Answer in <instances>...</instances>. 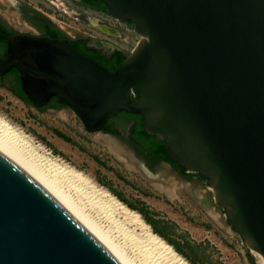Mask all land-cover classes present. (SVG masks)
I'll use <instances>...</instances> for the list:
<instances>
[{"label":"water","instance_id":"water-1","mask_svg":"<svg viewBox=\"0 0 264 264\" xmlns=\"http://www.w3.org/2000/svg\"><path fill=\"white\" fill-rule=\"evenodd\" d=\"M100 1L140 37L113 72L67 39L15 34L0 76L16 69L32 107L54 97L88 132L120 111L140 115L264 264V0ZM0 264L120 263L0 154Z\"/></svg>","mask_w":264,"mask_h":264},{"label":"rangeland","instance_id":"rangeland-1","mask_svg":"<svg viewBox=\"0 0 264 264\" xmlns=\"http://www.w3.org/2000/svg\"><path fill=\"white\" fill-rule=\"evenodd\" d=\"M13 1L0 0L11 14L3 13L10 22L14 14ZM22 1L40 9L70 38L89 36L111 42L127 55L140 40L133 26L86 10L70 0ZM92 21L113 25L120 30L121 36L114 38L101 33ZM19 28L29 30L23 25ZM127 127L125 125L124 132ZM120 139L102 131H86L69 108L55 113L37 110L0 86V142L19 152L70 197H78L76 200L83 204L85 210H90L87 212L98 220L103 229L105 227L104 230H108L106 233H111L112 236L108 235L113 241H118L120 247L124 246L126 252H132L136 264H144L137 253L139 246L135 238L143 239L148 233L145 225L188 264H259L256 254L230 227L224 210L215 204L213 190L207 181L197 177L184 180L169 164L157 163L146 154L133 152ZM132 154L137 163L132 160ZM139 165H144L153 178ZM70 172L81 176L95 189L106 191L139 217L126 215L120 205L115 204L113 208L106 205L99 195L93 194L87 184L78 182ZM144 214L166 234L168 240L181 247L184 255L155 232ZM133 235L135 238L129 237ZM133 243L136 244L134 249ZM153 254L148 255L147 264H153Z\"/></svg>","mask_w":264,"mask_h":264},{"label":"bare ground","instance_id":"bare-ground-1","mask_svg":"<svg viewBox=\"0 0 264 264\" xmlns=\"http://www.w3.org/2000/svg\"><path fill=\"white\" fill-rule=\"evenodd\" d=\"M92 22L93 24L98 25V22L96 21H92ZM102 29L112 32L114 34H118V31L116 29H109L107 27H103ZM0 154H2L8 160L14 163L17 167H19L29 176H31L71 216H73L93 237H95L119 261L120 264H136L135 258L131 255L132 252L131 253L129 251L126 252L125 249L123 248L124 246L120 247L119 246L120 244L118 243V241L117 242L113 241V238L109 236L111 235V233L110 232L106 233V231L108 230H104L105 227L103 229L102 226L98 224L97 222L98 220L96 221V218H93L92 217L93 215L91 214L92 215L91 216L88 213L90 210H85L86 208L82 206L83 204H81L79 200H76L78 197L76 199H74L73 196L70 197L69 193L59 188L57 184L53 182L54 180L52 181L51 179H49V177H45L43 172L41 171L39 172L29 160H27L25 157L23 158L19 152H16V150L12 149V147L10 148L6 144L2 143V141L0 142ZM70 175L73 178L77 179L78 182L84 183L85 185L87 184L88 185L87 188H89L93 192V194L95 193L99 195L100 200H102L106 205L111 206L112 208L113 206H115V204L120 205L122 206V209L126 212L125 213L126 215L135 214L134 216L136 219L139 217L136 213L129 211L125 206L119 203L114 197L110 196L106 191L103 192V191H99L95 189L93 185L88 183L78 174H75L72 172ZM145 226L148 229V233L144 234L143 239H140V238L136 239L134 235L129 236V237L135 238V243H137L139 246V248H137L139 250L137 253L141 256V259L144 262V264H147V260L148 258H150L148 255L152 253H154L153 254V258H154L153 264H188L182 258V256H180L178 253H176L172 249L170 245H167L160 237H158L157 235H154L151 232V229L149 228V226L147 225ZM132 241L133 240H131V242ZM131 242H129V245ZM133 245H136V244L133 243L131 246L133 247ZM133 249L131 251H133ZM250 251L255 253L253 250H250ZM256 256L259 258V264H263V258L259 254H256Z\"/></svg>","mask_w":264,"mask_h":264},{"label":"flooded vegetation","instance_id":"flooded-vegetation-1","mask_svg":"<svg viewBox=\"0 0 264 264\" xmlns=\"http://www.w3.org/2000/svg\"><path fill=\"white\" fill-rule=\"evenodd\" d=\"M70 1L73 2L74 4H76L77 6L85 8L86 10H89V11L94 12L96 14L103 15V16L107 17L108 19L111 18L109 12L108 13L105 12L93 0H70ZM12 7H13L14 14L12 15L13 16L12 21L10 22V21H8V19L6 17L3 16V13H6V14H9V13H8V11L5 10L4 6L0 3V60L4 59L6 56V39H5V37H11L15 34L49 36L51 33L50 32L51 28H53L54 30L60 31L63 34V36H65V37H58V38L67 39L69 42L72 41L76 45H77L78 41H79V43L82 42L84 50H86V52H88V53L100 52L102 55H106L107 57H109V55H111L115 51H123L122 49L118 48L117 46H115L111 42L102 41V40H99V39L94 38V37H89V36H79L77 38L68 37L40 9H37L36 7L30 5L29 3H26L22 0L21 1L14 0ZM9 15H11V14H9ZM124 23L129 26L128 22H124ZM16 25H18V26H16ZM20 25L27 26L29 28V30H25V31L20 30V28H19ZM93 25H95V24H93ZM102 26L107 27L109 29H116L118 31V34H114L112 32L106 31V30L102 29L103 28ZM94 27L98 31H100L101 33L108 35L110 37L118 38L119 35L121 36L120 30L111 24L98 23V25H95ZM112 46H115L116 49L112 48ZM88 58H90V57H88ZM17 80L19 81L18 73L16 72V70L11 69L9 72L0 76V86H2L3 88H6L14 96H19L20 90L17 88V82H18ZM57 104H59V106H57ZM62 108H66V107H64L63 105L58 103L56 98L52 97L49 100V102L45 106L41 107L40 109H41V111L45 110L46 112H49V111H59ZM125 125H127L128 127L125 129V132H124L123 130L125 128ZM132 125H133L132 122L124 123L123 121H120V124H114V129L117 132L116 135H112L109 133H105V134L112 136V137H115V138H118V139L122 138V141H124L127 146H129L132 150H134L133 152H135V153L146 154L147 157L156 161L157 163L169 164L168 162H165L160 158H154L153 156H149V154H147L146 152H142L139 150V146L135 142H133L132 139L130 138L131 131H129V130H130V128L132 130ZM132 156L134 158V154H132ZM134 160H135V158H134ZM135 162H136V160H135ZM169 165L173 168L175 173L180 175V173L177 169H175L171 164H169ZM193 177H197V178L205 181V179H202L198 176H192L191 178H193ZM182 178L184 180L187 179L184 177H182ZM187 180H189V179H187Z\"/></svg>","mask_w":264,"mask_h":264},{"label":"trees","instance_id":"trees-1","mask_svg":"<svg viewBox=\"0 0 264 264\" xmlns=\"http://www.w3.org/2000/svg\"><path fill=\"white\" fill-rule=\"evenodd\" d=\"M93 1L96 2L101 7V9H103L105 12L108 13L107 8L105 7V5L100 0H93ZM128 24L130 27H132L131 23L128 22ZM50 32L51 33L49 36L51 38L65 37V36H63V34L60 31L54 30L53 28L50 29ZM70 43L74 47L75 50L81 52L83 55H85L87 57H90L91 59L96 61L99 65L105 67L110 72H113L115 70V68L119 64H121L127 57V53L123 52V51H115L111 55H109V57H107L106 55H102L100 52L88 53V52H86V50H84L82 42L79 43V41H78L77 45L72 41ZM14 70H16V69H14ZM16 72H17V70H16ZM18 75H19V73H18ZM17 88L20 90V95L17 97L20 100H22L24 103L31 105L29 103V101L27 100L25 94L21 90L20 76H19V81L17 82ZM130 101H131V103L134 101V98L132 96L130 97ZM57 106H59V104H57ZM37 110H41V109L38 108ZM117 121H123L124 123H128V122L133 123L130 138L132 139L133 142H135L139 146L140 151L146 152L147 154H149V156H153L154 158H160L163 161L168 162L175 169H177L179 171L180 175L184 178L189 179L192 176L200 177L199 175H197L195 173H187L182 168H180L176 163L172 162L169 159V157L167 156V154L165 152V147H166L165 142L155 134L148 135L145 133L143 126H142L141 116L138 114H131V113H128L125 111H120L117 115H115L112 119H110V121H108L102 127L101 131L104 133L116 135L117 132L114 129V124H116ZM200 178H202V177H200ZM115 194L119 199H121L123 202H125L129 207H132L131 204L126 202L120 194H118V193H115ZM139 211L141 213H143L142 210H139ZM144 216L146 218V221L152 226V228L155 230V232L168 240V238L166 237V234L162 230H160L158 228V226L150 218H148V216H146L145 214H144ZM168 241L171 243V245H173V247L178 252H180L181 254L184 255L181 247H179L173 241H170V240H168Z\"/></svg>","mask_w":264,"mask_h":264}]
</instances>
